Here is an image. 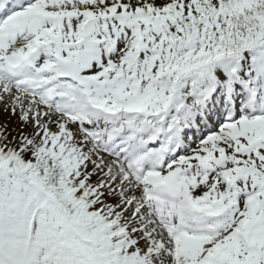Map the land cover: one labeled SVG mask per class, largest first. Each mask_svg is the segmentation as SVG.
<instances>
[{"label":"snow or ice","instance_id":"snow-or-ice-1","mask_svg":"<svg viewBox=\"0 0 264 264\" xmlns=\"http://www.w3.org/2000/svg\"><path fill=\"white\" fill-rule=\"evenodd\" d=\"M0 264H264V0H0Z\"/></svg>","mask_w":264,"mask_h":264}]
</instances>
